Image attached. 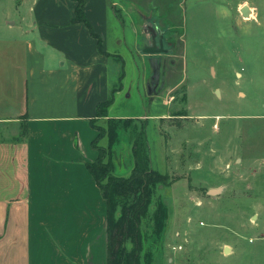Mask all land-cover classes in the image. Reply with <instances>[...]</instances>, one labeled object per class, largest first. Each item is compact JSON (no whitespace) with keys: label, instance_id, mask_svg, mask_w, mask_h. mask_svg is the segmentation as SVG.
I'll return each instance as SVG.
<instances>
[{"label":"crops","instance_id":"crops-1","mask_svg":"<svg viewBox=\"0 0 264 264\" xmlns=\"http://www.w3.org/2000/svg\"><path fill=\"white\" fill-rule=\"evenodd\" d=\"M153 1L159 3L156 17L161 25L145 21L151 38L144 39V47L153 44L155 31L156 43L162 40L168 50L162 35L174 31L187 35V48L202 47L203 40L205 48L214 49L211 33L198 30L196 9L214 16L218 44L241 32L254 36L263 50L264 13H258L253 26L239 19L254 12L247 1L240 2L237 16L234 0H85L84 13L100 37L101 51L88 26L71 21L75 0H0V264H107L106 202L85 166L97 154L91 146L97 132L91 119L97 104L113 88L118 90L111 84L113 73L118 79L117 49L132 44L130 30L114 9L132 3L133 21L135 8L148 15ZM258 4L262 11L263 0ZM171 11L174 23L168 20ZM234 16L238 30L231 24ZM107 114L124 116L108 109ZM216 114L230 118L224 111ZM248 116L254 118L257 140L245 141L256 148L248 146L250 154L242 161L253 170L238 182L228 180L222 188L207 191L230 200L261 194L246 212L235 201L226 206L222 231L207 229L222 264H264V189L256 185L261 181L264 188V105ZM242 177L250 181L244 184ZM215 204H208V211ZM177 254L168 258L169 264H190L177 260Z\"/></svg>","mask_w":264,"mask_h":264},{"label":"rangeland","instance_id":"rangeland-1","mask_svg":"<svg viewBox=\"0 0 264 264\" xmlns=\"http://www.w3.org/2000/svg\"><path fill=\"white\" fill-rule=\"evenodd\" d=\"M244 1L254 6V12L250 18L239 16V19L253 26L258 13H264V7L258 11L259 0H234L232 10L237 16L239 4ZM119 4L114 10L130 30L128 36L132 44L117 49L118 79L116 81L112 72L111 84L118 90L108 110L112 115L133 117L139 127L145 125L150 165L167 177L153 186L149 210L141 224L148 243L145 249L150 247L156 255L151 254L149 259L144 249L142 258L145 264H169L168 258L178 251L177 260L181 263L222 264L214 253V241L207 229L222 231L219 224H223L226 206L235 201L233 204L238 203L246 212L261 194L230 200L224 195L213 197L207 191L211 187L222 188L228 180L238 182L240 175L253 170L245 167L242 158L250 154L246 151L249 147L252 151L256 148L253 145L257 140L256 125L254 118L248 115L260 111L264 105V46L261 50L254 36L241 32L235 33L229 42L218 44L217 29L212 25L214 16L193 9L198 30L211 33L209 41L214 43V49L205 48L203 40L202 47L193 44L192 48H187L183 39L187 35H176L172 31L162 35L168 50L146 52L144 39H150L151 33L144 29L145 21L160 24L156 17L159 3L152 2L147 11L149 16L135 8L138 14L133 21L130 19L133 4ZM170 16H174L173 11L168 12V20L173 22ZM231 24L239 29L236 16ZM227 28L229 30L230 26ZM260 28L257 26V30ZM261 29L264 36V25ZM221 111L230 118H222L225 115L219 118L216 113ZM106 120L107 116H101L95 118L94 123L105 127ZM128 128L120 127L112 147L111 161L118 174H127L134 164L133 139ZM245 139L254 143L248 145ZM99 143L106 145L107 136ZM228 170L233 174L228 176ZM242 181L246 184L250 179L242 177ZM261 184L258 181L256 185L263 190ZM212 201L216 203L214 210L208 211ZM234 210L238 212L237 207ZM156 214L161 215L164 222L159 241L155 239L159 226ZM189 218L193 219L188 222ZM199 218L204 220L202 224ZM209 223L219 226L212 227ZM179 243L182 248H174Z\"/></svg>","mask_w":264,"mask_h":264},{"label":"trees","instance_id":"trees-1","mask_svg":"<svg viewBox=\"0 0 264 264\" xmlns=\"http://www.w3.org/2000/svg\"><path fill=\"white\" fill-rule=\"evenodd\" d=\"M75 1L74 16L71 21L84 22L91 34L98 38V47L102 51L100 37L93 31L85 16V0ZM113 92L114 88L106 99L97 104L95 117L91 119L92 126L97 130L91 140V146L97 154L93 160L86 161L85 166L92 174L106 202L107 264H145L142 257L148 243L141 227L142 218L149 210L153 186L167 177L150 165L145 125L139 127L133 117L108 116L107 109L113 100ZM101 116H107L105 127L96 126L94 123V119ZM122 126L129 127L133 139L134 164L127 174L115 173L111 161L112 147L118 139V130ZM24 131L23 126L22 136ZM104 135L107 136L106 145L99 143ZM161 211L165 214V210L161 209ZM156 217L159 226L156 228L155 239L159 241L162 238L164 222L161 215L156 214ZM145 250L146 254L148 251L150 259V255L154 252L152 253L150 247L149 250L147 248ZM153 257L156 259V256Z\"/></svg>","mask_w":264,"mask_h":264},{"label":"water","instance_id":"water-1","mask_svg":"<svg viewBox=\"0 0 264 264\" xmlns=\"http://www.w3.org/2000/svg\"><path fill=\"white\" fill-rule=\"evenodd\" d=\"M247 9H248V6H245V7L242 8V11L244 13H246ZM152 35L154 37L153 44L152 45H149V44L145 45L144 51H146V52H162V51H166L167 49L164 47V44H163L162 40H160L159 45L156 43V38H155L156 37V33H155V31L152 32ZM210 191L214 192V191H216V188H213Z\"/></svg>","mask_w":264,"mask_h":264}]
</instances>
